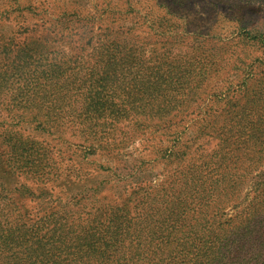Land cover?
I'll list each match as a JSON object with an SVG mask.
<instances>
[{"label":"trees","instance_id":"obj_1","mask_svg":"<svg viewBox=\"0 0 264 264\" xmlns=\"http://www.w3.org/2000/svg\"><path fill=\"white\" fill-rule=\"evenodd\" d=\"M226 1L264 6V0ZM82 29L79 46L54 31L28 43H1L0 125H31L67 149L76 147L83 159L98 151L111 160L122 142L113 137L117 125L134 122L139 129L178 112L183 105L176 95H185L190 72L171 65L162 71L163 56L129 46L121 29L95 35ZM253 112L260 135L218 139L216 150L191 157L164 183L119 203L103 197L100 184L84 187L101 166L89 172L73 154L62 159L46 147L33 149L38 142L2 129L0 264H264V179L243 197L250 199L245 208L227 219L220 215L243 192L244 177L221 166L227 155L247 143L257 157L264 150V96ZM157 158L171 163L175 156Z\"/></svg>","mask_w":264,"mask_h":264},{"label":"rangeland","instance_id":"obj_2","mask_svg":"<svg viewBox=\"0 0 264 264\" xmlns=\"http://www.w3.org/2000/svg\"><path fill=\"white\" fill-rule=\"evenodd\" d=\"M169 1L0 0V45L28 43L41 33L54 31L69 35L70 41H77L73 45L79 46L78 37L86 26L92 28L93 35L105 28L121 29L131 38L129 46L138 51L154 49L163 56L159 59L166 64L162 71L171 65L184 75L190 72L184 78L188 84L185 95L180 91L176 95L183 105L178 112L165 120L147 121L139 129L134 122L117 125L113 137L122 142L118 155L111 160L98 151L83 159L85 153L76 147L67 149L60 141L40 135L31 125H0V133L11 129L38 142L33 149L46 147L62 159L73 154L72 160L89 172L101 166L105 170L97 169L87 175L84 187L100 184L101 195L114 203L129 194L133 199V193H140L141 189L156 188L177 167L182 170L180 167L187 166L191 157L216 150V145H222L218 139L260 135L253 110L256 100L264 96V84L259 87L264 81V6L226 0H184L183 5L175 7ZM163 54L170 55V59L165 60ZM144 59L146 67H150L147 56ZM247 146L229 153L230 159L221 165L236 178L244 177L241 199L220 211L226 219L245 208L250 199L243 197L264 179V150L257 157V148L248 143ZM170 153L175 156L171 163L157 158ZM21 203L30 208L27 200L22 199Z\"/></svg>","mask_w":264,"mask_h":264}]
</instances>
